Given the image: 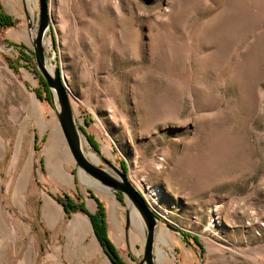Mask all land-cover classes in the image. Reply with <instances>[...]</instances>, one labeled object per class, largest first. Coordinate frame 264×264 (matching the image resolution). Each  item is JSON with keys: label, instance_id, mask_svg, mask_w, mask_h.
Wrapping results in <instances>:
<instances>
[{"label": "rangeland", "instance_id": "obj_1", "mask_svg": "<svg viewBox=\"0 0 264 264\" xmlns=\"http://www.w3.org/2000/svg\"><path fill=\"white\" fill-rule=\"evenodd\" d=\"M7 1L0 6L8 13ZM48 2L47 57L61 69L85 151L125 172L181 231L157 229L174 239L159 244L169 253L165 264H264V0ZM16 4V25L0 28V221L21 230L14 240L0 231V264L29 250L32 264H43L32 244L34 230L46 227L39 209L43 198L66 192L49 174L44 151L53 126L69 155L58 167L102 197L111 220L110 199L82 179L54 106L38 97L43 86L34 65L21 55V44L33 48L39 1L32 11L26 0ZM14 30L26 35L14 37ZM112 192L124 231L111 220V240L137 264L145 238L133 244L131 225L125 231L133 205Z\"/></svg>", "mask_w": 264, "mask_h": 264}, {"label": "water", "instance_id": "obj_2", "mask_svg": "<svg viewBox=\"0 0 264 264\" xmlns=\"http://www.w3.org/2000/svg\"><path fill=\"white\" fill-rule=\"evenodd\" d=\"M39 1V20L37 31H31V49L35 55V62L41 75L51 91V102L55 108L59 123L69 149L83 173L102 187H106L115 193L123 194L129 199L133 207L139 212L145 226L144 249L139 256L137 264H157L156 244L157 229L160 224L169 229L181 233L180 229L166 221L147 201L144 195L133 185L128 175L117 168L111 161L104 159L105 164L100 165L90 160L84 148V140L81 126L75 114V110L65 84L61 69L58 64L49 63L46 51L45 38L49 31H53L49 2ZM34 33V36H33ZM48 65L52 67V72ZM130 220L127 216L126 234H129Z\"/></svg>", "mask_w": 264, "mask_h": 264}, {"label": "crops", "instance_id": "obj_3", "mask_svg": "<svg viewBox=\"0 0 264 264\" xmlns=\"http://www.w3.org/2000/svg\"><path fill=\"white\" fill-rule=\"evenodd\" d=\"M17 1L19 2L20 0H8L6 3L3 2V4L8 7V14L11 15L17 12ZM72 171L73 170L69 172L67 168L63 167L61 174L65 177L63 176L61 179L57 178L53 172L49 171V174L53 176L55 181L60 185V188L66 190L64 194H69L73 199H78L79 202H83L90 213L97 212L98 202L92 197L90 190L85 192L80 188L81 182L78 177L72 175ZM104 188L108 189L106 187ZM95 196L98 197L96 194ZM53 197L56 201L51 198L50 195L43 198L42 206L39 209V217L41 221L46 224V227L35 229L32 239L33 247L37 246L39 250L43 252V264H114L105 252L89 215L77 211L72 213L69 217L63 205L57 201V196L54 195ZM98 198L104 204L103 198ZM106 200L109 201L108 198H106ZM104 205L106 208L109 237L111 238L110 227H112V224L108 211L109 206L106 204ZM78 214L82 217L86 216L90 220L91 226L88 232L84 231V233L83 231H75V229L69 228L70 222L74 219L75 215ZM6 219L8 218L6 217ZM62 220L65 221V225L58 226ZM20 230V228L11 225L7 226L6 231L1 233L5 234L9 240H14L15 235L19 233ZM114 244L116 245V243ZM31 252L33 253V250L24 251L22 253L18 251L14 252L13 258H15V260L12 264H32L33 254ZM0 256H2V252Z\"/></svg>", "mask_w": 264, "mask_h": 264}, {"label": "bare ground", "instance_id": "obj_4", "mask_svg": "<svg viewBox=\"0 0 264 264\" xmlns=\"http://www.w3.org/2000/svg\"><path fill=\"white\" fill-rule=\"evenodd\" d=\"M26 1L28 3L30 11L34 9V6L37 7L38 0H26ZM11 34L14 37H17V36L23 37L24 35H26L23 30H14L11 32ZM33 36H34V33H33ZM48 68L52 72V67L50 65H48ZM33 106L35 109L38 108L37 110L40 111L41 108L39 105V101H37L36 98L33 99ZM25 133H26V125L22 124L21 130H20V139L25 135ZM44 151L48 157V167H49L50 172H53L57 178H60V179L63 178L64 175L61 174L63 169L58 167V163H61L63 161V158L69 157V155L64 145L62 132L57 125L53 126ZM86 154L88 158L92 160L93 162L98 163L100 161L99 157L95 153L86 152ZM80 174L83 177L82 179L86 180V177L84 176L85 174L83 173V171ZM26 184H27V174L23 172L21 175V178H19L17 182L15 194H14L15 202L18 204L23 202L22 194L26 188ZM102 192L105 194L106 197L110 199V209L109 210H110L112 224L115 230H117V232L124 231L121 225V221H120L121 203L119 202L116 195L111 190L102 189ZM153 202L157 203L156 200L154 199H153ZM128 217L131 223L130 236L134 244L136 241H139L140 239L143 240L145 238V231H144L145 226H144L143 220L139 212L134 207L128 212ZM214 224L215 222L212 223V225ZM69 226H70L69 228H73L75 229V231L78 230V231L88 232L91 224H90V220L88 219V217L86 216L82 217L81 215L78 214V215H75L74 219L72 220ZM6 229H7L6 223L3 224L0 221V231L5 232ZM157 237H158V246L156 245V262L157 264H165L167 258H169V253L164 248L160 247L159 244L160 243L164 245H167L169 243L172 244L174 242V239H173V236L170 234V232L165 229L163 230L161 229Z\"/></svg>", "mask_w": 264, "mask_h": 264}, {"label": "trees", "instance_id": "obj_5", "mask_svg": "<svg viewBox=\"0 0 264 264\" xmlns=\"http://www.w3.org/2000/svg\"><path fill=\"white\" fill-rule=\"evenodd\" d=\"M16 23H17V20L12 15L5 12L3 8L0 6V28L13 27L16 25ZM12 44L18 46V44H15V43H12ZM20 47H21L20 49L21 55H23V57L26 60L30 61L34 65L36 74L38 75L41 81V84L43 86V88L38 91V97L41 100H47L50 103H52L51 102V91L46 83V80L44 79V77L41 75L40 71L37 68L34 52L24 44H21ZM91 195L98 202V210L95 213H90L85 207V204L83 202H79L78 199L77 200L73 199L69 194H64L63 197L57 196L56 199L59 203L63 205L69 217L71 216L72 213L77 212V211H81L89 215L93 223L95 232L102 246L104 247L105 252L108 254V256L110 257V259L112 260L114 264H130L129 262L123 259L118 248L116 247L114 242L109 237L105 205L94 194H91ZM118 195L119 197L123 198L122 194H118Z\"/></svg>", "mask_w": 264, "mask_h": 264}, {"label": "built area", "instance_id": "obj_6", "mask_svg": "<svg viewBox=\"0 0 264 264\" xmlns=\"http://www.w3.org/2000/svg\"><path fill=\"white\" fill-rule=\"evenodd\" d=\"M148 201V200H147ZM148 203L150 204V202L148 201ZM151 205V204H150ZM156 210V209H155ZM157 211V210H156Z\"/></svg>", "mask_w": 264, "mask_h": 264}]
</instances>
